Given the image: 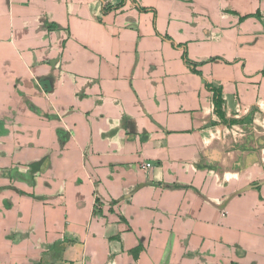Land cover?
<instances>
[{
  "label": "crops",
  "instance_id": "obj_1",
  "mask_svg": "<svg viewBox=\"0 0 264 264\" xmlns=\"http://www.w3.org/2000/svg\"><path fill=\"white\" fill-rule=\"evenodd\" d=\"M0 264H264V0H0Z\"/></svg>",
  "mask_w": 264,
  "mask_h": 264
},
{
  "label": "trees",
  "instance_id": "obj_2",
  "mask_svg": "<svg viewBox=\"0 0 264 264\" xmlns=\"http://www.w3.org/2000/svg\"><path fill=\"white\" fill-rule=\"evenodd\" d=\"M123 6V3L121 4V5H119V6H116V7H110V6H105L104 7V12L105 13H108V12H110V11H112V10H115V9H118V8H120V7H122ZM143 11H145V10H143ZM185 60H186V63L189 65V66H191L192 68H193V70L194 71H196L197 72V67H196V65L194 64V63H192L189 59H188V57L185 55ZM208 88L211 90V91H213L214 93H215V108H216V113L218 114V115H220L221 114V107H222V99H221V93H220V91L219 90H217V89H215L214 87H212V86H210V85H208Z\"/></svg>",
  "mask_w": 264,
  "mask_h": 264
}]
</instances>
